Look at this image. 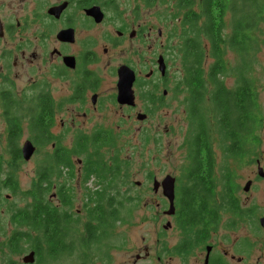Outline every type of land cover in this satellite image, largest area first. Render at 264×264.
<instances>
[{
    "label": "flooded vegetation",
    "instance_id": "af4514ba",
    "mask_svg": "<svg viewBox=\"0 0 264 264\" xmlns=\"http://www.w3.org/2000/svg\"><path fill=\"white\" fill-rule=\"evenodd\" d=\"M140 1L150 7L153 4V0H0V142L2 134L7 143L11 119L22 131V122L30 125L33 111L44 114L46 137H52L48 143L50 154L43 163L47 162L46 166H41L46 167L45 206L57 209L61 238L65 225H72L75 233L78 219H85L86 210L94 206L91 201L95 191L111 194V142H123L130 125L137 124L135 129H139L148 115L173 99H169L171 94L175 100L179 93L176 87L183 91L177 85L182 74L171 75L168 58L173 55L165 50L159 20L146 19ZM121 65L134 74L132 105L117 101ZM15 80L27 81L29 92L22 90L17 96ZM14 99L23 107L9 109ZM184 111L189 116L193 112L190 107ZM140 114L145 116L140 119ZM257 116L252 142L247 143L249 154L240 158L252 166V175L242 186L236 171L226 170L224 164L216 165L211 142H204L209 143L212 156L200 173L188 171L186 153L183 172L165 173L159 179L151 176L152 185L166 175L174 178L173 213H166L170 203L161 193V186L156 190L152 187L154 194L160 191V200L146 203L169 217L162 228L171 230L173 242L154 256L144 247L130 257L131 264H264V117ZM30 132L31 139L25 140L37 150L39 144ZM70 135L69 143H64ZM191 138L184 140L183 147ZM65 147L77 154L61 153ZM197 175L208 176L206 186L197 188L203 195V209L196 213L183 211L198 205L185 202L187 197L182 194ZM189 213L199 219L188 220ZM12 225L20 231L10 237L16 243L27 242L30 232ZM76 249V264H82V249L87 251L77 243L74 256ZM30 251L34 252V261L24 263L23 255V264H35L36 252L31 248L27 253ZM108 254L89 255L83 258V264H94V257L106 260Z\"/></svg>",
    "mask_w": 264,
    "mask_h": 264
},
{
    "label": "trees",
    "instance_id": "16d2710c",
    "mask_svg": "<svg viewBox=\"0 0 264 264\" xmlns=\"http://www.w3.org/2000/svg\"><path fill=\"white\" fill-rule=\"evenodd\" d=\"M177 5L179 13L174 18L177 17L180 22L183 39L178 49L182 77L177 80V85L182 86L187 93L186 107H190L193 111L190 114L192 136L189 137L192 138L186 146L190 165L188 171L200 173L201 167L205 163L209 164L212 156L209 143H204L211 142V140L209 129L204 125V114L200 112V108L202 110L205 108L212 117L213 130L216 129L218 136V145L224 150L225 155L242 158L249 154L247 143L252 140L248 135L255 129L256 121H258L257 114L261 106L258 103L254 80L250 78L252 55L254 56V52L258 49L256 47L258 40L252 36V32H259L260 25L264 24V0H177ZM226 15L229 17L228 26L225 22ZM228 51L233 52L239 60L234 65L226 59ZM231 75L234 77V84L230 88L225 80ZM180 90L175 88L176 92ZM205 103L211 106L204 107ZM8 107L18 109L23 105L14 99ZM9 123L6 150L10 155V160L6 165L8 168L4 172L5 178L2 183L11 192H15L18 189L15 172L21 159L17 140L21 131L16 120L11 119ZM29 128L35 134L36 144L44 145L51 141V136L46 137L44 114L41 112L33 111ZM111 143L113 145L111 194L95 191L91 201L94 206L90 211L86 210L85 218L88 222L82 224V227H85L83 230L86 239H82L81 236L73 239L71 236L74 230L69 225L64 227L63 238H61L62 234H58L57 209L45 206L43 170L45 172L46 167L43 169L39 166L32 186L25 192L23 191L28 198L26 206L11 209L12 223L30 232L28 241L22 243H27L35 250V264H44L67 256L77 243L80 244L81 249H86L94 243L96 256L107 255L112 246L103 249L106 247L104 241L116 235V227L132 220L138 198L120 188L122 178L130 176V172L127 171L129 161L122 159L116 152L115 142ZM63 149L61 153L65 155L77 154L72 148ZM58 153L54 152V154ZM2 165L0 157V170ZM56 170L57 168H54V171ZM98 171L100 170H96ZM207 178L206 175H197L186 184L188 188L182 193L187 197L185 202L189 204L197 202L199 206L194 204L187 209H182L183 211L196 213L203 209L201 203L205 202L202 200L203 195L199 189L206 186ZM3 199L7 200L5 197ZM187 219L199 218L189 213ZM15 241L13 237H9L6 244L3 247L0 246V252L7 250L13 254L20 253L22 243ZM81 255L82 264L83 258H88L89 255L95 256L86 253L83 249ZM7 260L5 261L7 264H13L9 262V259Z\"/></svg>",
    "mask_w": 264,
    "mask_h": 264
},
{
    "label": "rangeland",
    "instance_id": "374dc122",
    "mask_svg": "<svg viewBox=\"0 0 264 264\" xmlns=\"http://www.w3.org/2000/svg\"><path fill=\"white\" fill-rule=\"evenodd\" d=\"M145 4L144 1L139 2V6L143 7L146 19L151 21L159 20V26L164 34L162 40L166 45L165 50H168L169 54L173 55V57L168 58L169 62H171V75L179 76L182 74V69L178 49H180L179 46H181L183 39L181 38L182 30L180 22H178L177 17L174 18L179 13L177 0H153L151 7ZM225 22L228 26V15L225 17ZM252 36H255L258 40L256 46L258 49L254 52V56L252 55V73L250 74V78L254 80L258 103L261 105L259 114L264 117V24L260 25L259 32H252ZM144 57L146 59L149 57L147 54V44H145ZM226 59L232 65L239 61L231 51L227 52ZM207 66L208 60L205 64L206 68ZM225 82L231 88L234 84V77L232 75L227 77ZM22 90L29 92L27 81L15 80V94L19 96V91ZM186 94L184 90H180L175 100H173L175 95L171 94L169 99H173L168 104L161 106L158 110L148 115L147 120L141 124L139 129H135L137 124L130 125V130L125 136V140L123 138V142L115 143L116 152L122 159L129 161V170L127 171L130 172V176L127 175L122 178L120 188L122 191H129L132 196L138 198L136 202L137 208L133 210L132 220L129 223L120 224L115 228L116 235L104 241L107 247L109 245L112 246V249L109 250L108 259L100 261V258L94 257L91 260H95L94 264H131L133 259L130 257H133L137 252H142L144 247H147L154 256L161 247L164 248L165 245L172 244L173 233L170 229L165 230L162 228L165 220L169 219V217H163L160 210H155L146 203L155 202V200H160V197H162L160 191L157 194L153 193L151 176H156L159 179L165 173L178 175L186 168L185 155L187 147H183L182 144L185 139L192 136V131L190 130L192 119L187 111H184L187 108L185 103ZM203 106L210 107L211 104L205 103ZM202 112L205 117L204 125L209 129L211 144H213L216 165L220 166L224 164L226 170L236 171V174L241 179L242 186L246 178L252 175L251 164L249 162L244 163L240 158L232 159L230 158L231 156L225 155L221 148H218V136L216 129L214 128L213 130L214 121L205 108H203ZM21 126V135L17 140L18 147H21L25 139H31L30 137L32 136L29 124L22 122ZM55 131L58 132V127L55 128ZM0 132H2L1 121ZM70 137L71 135L64 139L63 142L68 144ZM248 137L251 140L252 133ZM248 137L246 139L247 142ZM1 140L0 157L3 165L0 170V246L3 247L13 232L20 231L12 225L11 209L13 207H21L28 202V198L23 194V191L25 192L26 189L32 186L35 172L39 166L45 165L43 163L47 160V155L50 154L51 148L50 144L37 145V150L28 161L19 160L15 172L18 189L15 192H11L2 183L5 178L4 172L8 168L6 165L10 160V155L7 154L6 143L3 142L2 134ZM6 195L10 196L5 201L3 198ZM85 220L86 218L84 219L83 216L78 219L77 225H75L76 231L71 236L73 239L78 238V236L86 239L82 227ZM69 226L72 227V225ZM107 247L103 249H107ZM29 249L31 247L27 243H22L20 253L13 254L7 250H3V252H0V264H7L5 262L7 259L13 264H23L21 257L25 253L27 254ZM86 251L95 256L97 255L94 243L90 244V247L86 248ZM74 252L75 256L73 252H70L67 256H62L57 258L56 261L45 262L44 264H76L78 250L76 249Z\"/></svg>",
    "mask_w": 264,
    "mask_h": 264
},
{
    "label": "water",
    "instance_id": "95a60500",
    "mask_svg": "<svg viewBox=\"0 0 264 264\" xmlns=\"http://www.w3.org/2000/svg\"><path fill=\"white\" fill-rule=\"evenodd\" d=\"M160 72L163 74L164 67L159 66ZM118 93H117V101L120 104H129L132 105L134 101V95L131 89L132 80H133V71L125 66L121 65L118 68ZM145 115L140 114V119ZM36 150L35 145L30 140H25L20 147L21 157L24 161H28ZM158 186H161V193L165 196L169 203L170 207L166 211L167 214L173 213V198H174V178L170 175H166L162 181L159 183L154 181L153 188L156 190ZM261 225L264 227V218L261 219ZM22 261L24 263H32L34 261V252L30 251L26 255L22 257Z\"/></svg>",
    "mask_w": 264,
    "mask_h": 264
}]
</instances>
